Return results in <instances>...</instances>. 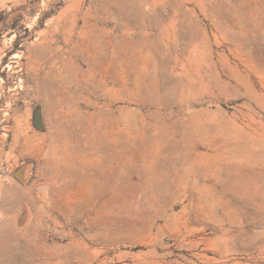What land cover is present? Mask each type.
I'll list each match as a JSON object with an SVG mask.
<instances>
[{
	"label": "rangeland",
	"instance_id": "rangeland-1",
	"mask_svg": "<svg viewBox=\"0 0 264 264\" xmlns=\"http://www.w3.org/2000/svg\"><path fill=\"white\" fill-rule=\"evenodd\" d=\"M0 264H264V0H0Z\"/></svg>",
	"mask_w": 264,
	"mask_h": 264
},
{
	"label": "water",
	"instance_id": "water-1",
	"mask_svg": "<svg viewBox=\"0 0 264 264\" xmlns=\"http://www.w3.org/2000/svg\"><path fill=\"white\" fill-rule=\"evenodd\" d=\"M34 124L38 128H44V122L40 107H37L34 111ZM25 169H26V165H22L16 171L17 177L22 181L25 179Z\"/></svg>",
	"mask_w": 264,
	"mask_h": 264
},
{
	"label": "bare ground",
	"instance_id": "bare-ground-1",
	"mask_svg": "<svg viewBox=\"0 0 264 264\" xmlns=\"http://www.w3.org/2000/svg\"><path fill=\"white\" fill-rule=\"evenodd\" d=\"M58 29V28H57ZM53 32H54V30H53ZM53 32H48V43H55L56 42V40H55V38H54V35H53ZM49 51V50H48ZM190 184L193 182V179L192 178H190Z\"/></svg>",
	"mask_w": 264,
	"mask_h": 264
}]
</instances>
